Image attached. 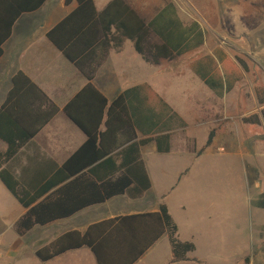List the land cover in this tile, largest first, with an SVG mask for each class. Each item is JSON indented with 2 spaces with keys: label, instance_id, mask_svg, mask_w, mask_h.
<instances>
[{
  "label": "trees",
  "instance_id": "trees-1",
  "mask_svg": "<svg viewBox=\"0 0 264 264\" xmlns=\"http://www.w3.org/2000/svg\"><path fill=\"white\" fill-rule=\"evenodd\" d=\"M48 1L0 0V59L4 56V45L13 36L17 22L24 15L39 11ZM73 2L78 3V8L49 31L47 36L89 82L64 110L68 118L87 135L88 141L65 164L61 181L76 177L74 186L78 187L79 182L87 179L84 173L87 171L97 183L90 181L83 184L84 191L91 198L62 212L64 204L57 200L38 203L55 185L27 190L9 169L10 162L60 112L56 104L26 74H16L13 88L0 109V140L8 146L6 152L0 150V180L13 197L25 209H29L16 226L21 237L36 226L44 227L64 220L87 207L106 203L118 196L127 195L132 199L144 197L153 185L142 149L155 144L160 154L172 151V136L169 134L139 141V118L144 109L141 98L146 93L148 101V93L152 92L150 86L129 90L110 103L94 85V81L107 61L110 50L122 48L126 40L134 42L137 53L153 65L183 56L191 50L190 47H182L186 44L187 29L185 32L180 31L181 23L177 17L173 19L171 27H162L160 31L155 25L148 24L126 0H113L102 12H98L94 0H66L67 5ZM168 7L176 17L175 6L170 4ZM168 30L170 41L165 36ZM154 33L168 41L153 45ZM203 37L202 32L198 33L196 47L203 45ZM171 44L183 49L177 51ZM191 68L219 97L230 93L242 80V75L232 64L220 69L217 59L213 57L198 60ZM257 93L260 104L264 105V90L258 88ZM176 116L174 114L173 118ZM179 121L180 127L184 128L186 123L180 117ZM246 122L262 123L258 116L246 119ZM213 139L214 133L206 148L212 146ZM65 191H61L64 196L67 195ZM165 236L172 249L171 264L191 261L189 255L195 253L197 247L194 243L179 239L178 224L166 203L160 205L158 213L120 217L95 224L85 233H67L38 250L36 255L47 263L68 252L88 248L98 264H136ZM251 263V257L244 259V264Z\"/></svg>",
  "mask_w": 264,
  "mask_h": 264
},
{
  "label": "crops",
  "instance_id": "crops-1",
  "mask_svg": "<svg viewBox=\"0 0 264 264\" xmlns=\"http://www.w3.org/2000/svg\"><path fill=\"white\" fill-rule=\"evenodd\" d=\"M94 1L98 12H102L113 0ZM126 1L148 24L155 25L156 29L160 31H162V27H171L173 19L177 18V14L175 17L173 10L168 7L172 4L171 0H167L168 2L165 0ZM222 2L224 13L220 15V25L224 28H233L231 34L235 35L236 40L239 41L244 37L242 36V27L246 24L245 20H249L253 26L264 25V0H222ZM77 8V2L67 5L66 0H49L39 11L24 15L17 22L13 36L4 45V56L0 59V109L13 88V78L19 72L26 74L60 109L59 114L22 149L19 156L10 162L8 167L27 190L34 188L39 190L49 184L55 185L38 203L46 202L47 200L56 202L57 200L64 204L62 212L73 209L77 204L91 198L84 191L85 185L83 184H87L90 181L97 183V180L87 171L84 172L87 179L79 182L78 187L74 186L76 177L61 181L65 164L88 141L87 135L68 118L64 110L87 87L89 82L82 72L49 40L47 34ZM175 10L177 12L176 6ZM165 12L167 13L162 17ZM25 19V24L22 25ZM186 25V44L182 47L187 46L191 50L183 56L173 61L162 60L159 65H153L146 62L137 53L134 42L126 40L122 48H112L110 50L107 61L99 70L94 81V85L106 96L110 103H113L129 90L146 85L152 89V92L148 93V101L146 100V93H143L141 98L144 109L141 114L142 117L139 118L141 127L139 141L165 134L172 136V151L168 154H160L155 144H150L142 149L146 169L153 185L152 190L140 199H132L124 195L112 198L103 204L87 207L64 220L56 221L44 227L36 226L33 230L27 232L24 237L18 235L16 226L28 213L29 209H25L13 197L14 201L10 203V210L6 213L0 211V221L3 219L6 222L4 226L10 224V228L15 232V236L10 240L6 239L8 230L4 229L0 233V253L3 254V251H6V255L3 254L1 256L0 254V260L6 258V261H2L3 263L0 261V264H15L16 260L20 261L25 258L29 259L27 264H98L94 254L88 248L68 252L47 263L42 262L36 253L67 233L75 231L85 233L91 226L104 221L159 212V207L162 203H165L164 199L166 196H155V164L151 159L160 156L165 159L172 156L182 158L174 148V138L180 130L191 127L189 112L186 115L184 113L185 117H183L174 106V100L178 95V82L181 81L180 75L183 74L184 78L188 75V82L190 83L186 92H184L186 95V106L190 107L193 113L201 112L203 116L217 114L218 120L221 121L227 118V103L225 101L227 96L238 88L244 79L245 71L247 72L249 69L248 64L242 57L232 56L222 45H216L212 48L209 45V41H212V36L206 34L204 26L200 25L199 22L192 19ZM200 32L204 34L203 45L196 47V38H198V33ZM257 33L258 31L251 33V38L252 42L256 44V52H259L260 43L258 44V42H262V39L256 35ZM165 36L170 41V30L167 31ZM166 39L154 33L152 44L162 45L165 41H168ZM171 46L177 51L183 49L179 45L171 44ZM238 51L240 50L238 49ZM257 55L264 56V50H261ZM184 57H186V66H180ZM206 57L217 59L220 69H223L227 64H232L234 69L242 75V80L235 85L230 93L225 94L223 97H219L211 90L191 68V65L196 61ZM257 67H259V64H257ZM258 88L264 90L263 87L256 86L257 97ZM138 101L140 102L141 100L139 99ZM261 107L263 108L262 114H264V105H261ZM174 114L178 116L173 118ZM256 116L260 117L255 115L245 118L244 123L258 126V124L246 122V119H252ZM156 117H158L157 120ZM179 117L186 123L184 128L180 127ZM260 119L263 123L264 120L261 117ZM213 120L215 121V118H212ZM206 146L201 150L197 158L201 157L207 149L212 147L206 148ZM0 150L3 152L8 150L7 144L2 140H0ZM191 167L182 172L179 182L190 174ZM66 174L69 173L66 172ZM63 190H67L65 191L67 195H63L61 192ZM1 194L7 195L11 193L0 180ZM179 239L183 242L194 243L181 238L180 227ZM161 249L169 250L164 264H171L172 249L166 236L161 238L136 264H145ZM192 254L189 255L191 260L189 263L195 262V259H191ZM183 263L188 262L178 264Z\"/></svg>",
  "mask_w": 264,
  "mask_h": 264
},
{
  "label": "rangeland",
  "instance_id": "rangeland-1",
  "mask_svg": "<svg viewBox=\"0 0 264 264\" xmlns=\"http://www.w3.org/2000/svg\"><path fill=\"white\" fill-rule=\"evenodd\" d=\"M171 1L177 8L181 32L194 19L212 36V48L222 45L232 56L242 57L249 69L238 88L227 96V118L221 121L217 114L203 116L186 106L184 92L190 83L188 75H180L174 106L183 117L189 112L191 127L180 130L174 138V148L182 158L151 159L155 164V196H166L164 202L180 227L181 238L197 245L191 256L195 262L183 264H244L246 257H251L253 264H264V121L258 126L244 123L245 118L255 115L264 120L255 92L256 86L264 88V56L257 55L264 50V25L253 26L245 20L244 37L238 41L231 34L233 28L220 25L222 0ZM256 31L262 39L259 52L251 38ZM185 61L186 57L180 66H186ZM212 132V147L197 158ZM190 167V174L179 182L182 172ZM11 201V194H1L0 211L10 210ZM5 224L2 219L0 233L8 230L6 239L10 240L15 232ZM168 253V249H161L145 264H164ZM27 260H16L15 264H27Z\"/></svg>",
  "mask_w": 264,
  "mask_h": 264
}]
</instances>
